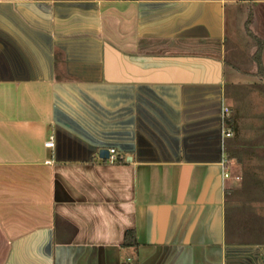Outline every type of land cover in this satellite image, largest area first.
<instances>
[{
  "label": "crops",
  "instance_id": "1",
  "mask_svg": "<svg viewBox=\"0 0 264 264\" xmlns=\"http://www.w3.org/2000/svg\"><path fill=\"white\" fill-rule=\"evenodd\" d=\"M255 39L264 0H0V264H264Z\"/></svg>",
  "mask_w": 264,
  "mask_h": 264
},
{
  "label": "rangeland",
  "instance_id": "2",
  "mask_svg": "<svg viewBox=\"0 0 264 264\" xmlns=\"http://www.w3.org/2000/svg\"><path fill=\"white\" fill-rule=\"evenodd\" d=\"M240 79H241V81L247 80L246 78H240ZM226 80H227V82L233 81L232 79H226ZM226 87H228V86H226ZM230 93L231 92L227 89L226 96H229ZM250 101H251V103H253V105H254L253 107H255V109L257 108L256 110H254L255 114H259V113L264 112V96L260 97V95L258 96L255 94L253 97H251ZM224 104H225V106H228L227 109L229 111L230 102L228 101V99L224 100ZM240 127H241L240 130L243 133H246L249 139L253 137L254 130H256L255 124L250 122L248 125L246 124V125H243ZM225 142L227 143V146H228L230 143V140H226ZM246 144H248V143H246ZM261 187H263V185H261ZM239 192H238L239 194H237L235 197L231 198L232 199V202H231L232 209H237L236 211L243 218V220H247V219L252 220V222H254L253 224L258 225V227H256V228L264 230V204H256L257 202H259V201L255 200L256 194H253V197L250 198V197H247L243 194L244 190L239 191ZM244 198L249 199V201L252 202V204H250L251 206H241V205H244V204H241L242 200H245ZM235 199H236V201H235ZM228 211L231 213L230 216L233 217L234 216L233 211H231V210H228ZM255 216H257L258 218L260 217V219L262 218L263 222L260 221V222L256 223V221H258L257 220L258 218L256 219ZM235 218H236V216H235ZM247 221H245V223H243V224H247ZM243 229L244 228H242V230ZM244 230H247V229L245 228ZM240 234L242 237H239V238H241L240 240L243 243L244 242H251L250 240H256V239H259L262 242H264V231L262 232V234H255V232H251V231L250 232L241 231Z\"/></svg>",
  "mask_w": 264,
  "mask_h": 264
},
{
  "label": "trees",
  "instance_id": "3",
  "mask_svg": "<svg viewBox=\"0 0 264 264\" xmlns=\"http://www.w3.org/2000/svg\"><path fill=\"white\" fill-rule=\"evenodd\" d=\"M254 41L257 44V48L258 49H257V52L255 53V55L252 57V62H253V64H255L256 69H257V71H256L257 78H259L260 81L264 82V70L262 68L261 58H260V50H261V47H262V43L258 39H255ZM222 125H223V129L225 131H230L231 133H235L236 132V126H235L234 118H232L230 116L224 118ZM226 140H229V139H225L223 141V152H224L223 158H224V160L230 161V160H234L235 159V160H238V162L240 164H243L244 151L239 148V150H238L239 157L236 159V157L234 155L235 151L230 149V145L227 146V143L225 142ZM261 145H262V150L263 151H260L261 150L260 149L261 148L260 147V143L255 142V143L251 144L250 150H247L246 153L250 156L249 157L250 158L249 161L251 162V165L264 168V142L261 143ZM251 178H253V180H255L256 182L257 181L260 182L259 187H261V185H263L261 183H264V173L263 174L254 173L253 175H251ZM262 188H264V185H263ZM261 192L264 194V191H261Z\"/></svg>",
  "mask_w": 264,
  "mask_h": 264
},
{
  "label": "built area",
  "instance_id": "4",
  "mask_svg": "<svg viewBox=\"0 0 264 264\" xmlns=\"http://www.w3.org/2000/svg\"><path fill=\"white\" fill-rule=\"evenodd\" d=\"M228 109L226 106H223L222 108V123H223V119L228 117ZM232 137V133L230 131H225L224 129L222 130V139L223 141L225 139H229ZM45 147L48 148V149H52L53 148V140H50L48 142L45 143ZM107 161L111 164H114L118 161V157H117V152L114 150V149H110L109 150V157L107 159ZM222 169H223V177L225 179H228L229 178V175L228 173L226 172V165L225 163L222 164ZM236 180L238 181L239 179L236 178ZM130 261L127 260L126 264H129Z\"/></svg>",
  "mask_w": 264,
  "mask_h": 264
},
{
  "label": "water",
  "instance_id": "5",
  "mask_svg": "<svg viewBox=\"0 0 264 264\" xmlns=\"http://www.w3.org/2000/svg\"><path fill=\"white\" fill-rule=\"evenodd\" d=\"M109 150L110 149H100L98 152V158L100 160H107L109 157Z\"/></svg>",
  "mask_w": 264,
  "mask_h": 264
}]
</instances>
